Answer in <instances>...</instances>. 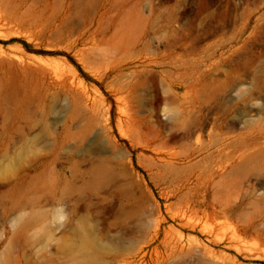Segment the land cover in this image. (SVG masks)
I'll use <instances>...</instances> for the list:
<instances>
[{
	"label": "rangeland",
	"instance_id": "374dc122",
	"mask_svg": "<svg viewBox=\"0 0 264 264\" xmlns=\"http://www.w3.org/2000/svg\"><path fill=\"white\" fill-rule=\"evenodd\" d=\"M257 99L264 0H0V264H264Z\"/></svg>",
	"mask_w": 264,
	"mask_h": 264
},
{
	"label": "clouds",
	"instance_id": "9594fccd",
	"mask_svg": "<svg viewBox=\"0 0 264 264\" xmlns=\"http://www.w3.org/2000/svg\"><path fill=\"white\" fill-rule=\"evenodd\" d=\"M153 39L156 40V41H160L161 37L154 36ZM161 87H162V94H163L164 86L162 85ZM251 90H252V87H251L250 84H241L239 87H237L235 89V91L232 92V96L235 98V101L238 102L241 99H243V96L249 94L251 92ZM250 106L251 107H255V108H264V101L257 99ZM161 117L165 121L171 122L172 117L166 113V107H165V105H162V108H161ZM259 118H260L259 116L256 117L257 120H259ZM235 119L239 120V119H241V117L236 116ZM251 120H252V117L251 116H248L247 114H245L244 115V119H243V123H242L241 127L243 128Z\"/></svg>",
	"mask_w": 264,
	"mask_h": 264
}]
</instances>
